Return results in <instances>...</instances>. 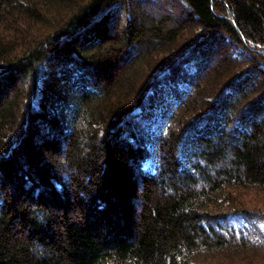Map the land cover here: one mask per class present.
Instances as JSON below:
<instances>
[{
    "label": "trees",
    "instance_id": "1",
    "mask_svg": "<svg viewBox=\"0 0 264 264\" xmlns=\"http://www.w3.org/2000/svg\"><path fill=\"white\" fill-rule=\"evenodd\" d=\"M133 1L0 0V264H264V0Z\"/></svg>",
    "mask_w": 264,
    "mask_h": 264
},
{
    "label": "rangeland",
    "instance_id": "2",
    "mask_svg": "<svg viewBox=\"0 0 264 264\" xmlns=\"http://www.w3.org/2000/svg\"><path fill=\"white\" fill-rule=\"evenodd\" d=\"M169 1H172V0H169ZM133 2H134V4H137L139 1L136 0V1H133ZM150 2H147L146 4H150L151 5L152 2L151 3ZM168 6H170V4H168ZM171 7H172V9L174 11H178V10L181 9V7H179V6L175 7L174 5H171ZM154 8H155V6H154ZM160 11H162V10H160ZM154 12L155 11L153 10V12H151V15ZM166 13H170V12L166 11ZM123 15H124V13L121 14L120 20L118 21L119 25H123V23H124L123 19H121L123 17ZM58 17L59 16H57V17L48 16V19H47L46 23L48 22L49 25L55 24L58 21V19H59ZM5 33L7 34L8 32H5ZM184 33L187 34V36H188V35H190L189 33H191V32L188 33L187 30H186V31H184ZM241 51L242 50L238 49L237 53L240 54ZM163 56H165V55H163ZM159 57L160 56L155 58L154 61L159 59ZM188 66L189 65H187V67ZM171 83H172V80L170 79L164 84L163 90H159V92L157 93V100H156V103H155V107H153V108L148 107V108H146L144 110H140V118L142 120H146V121L150 122L152 124L151 125L152 129H154V127L157 125V123L161 121L162 116L160 114H161V112H163V110H165V108L167 107L168 102H171L173 100V96L169 95ZM180 86L181 87H186V84L181 83ZM254 191L252 192L251 198L253 200H256V202L258 201L260 206H262V205L264 206V192L262 190H258L256 192H254ZM258 256H264V255H258ZM237 263L238 264H249V261L244 260V261H239Z\"/></svg>",
    "mask_w": 264,
    "mask_h": 264
}]
</instances>
